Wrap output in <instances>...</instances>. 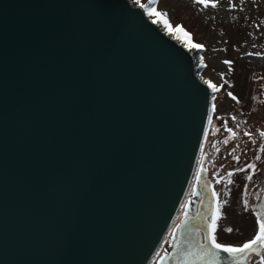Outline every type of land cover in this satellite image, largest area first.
I'll return each instance as SVG.
<instances>
[{"label": "water", "instance_id": "obj_1", "mask_svg": "<svg viewBox=\"0 0 264 264\" xmlns=\"http://www.w3.org/2000/svg\"><path fill=\"white\" fill-rule=\"evenodd\" d=\"M200 68L129 0H0V264H152L201 155ZM209 198L200 178L165 264L243 259L210 254Z\"/></svg>", "mask_w": 264, "mask_h": 264}, {"label": "rangeland", "instance_id": "obj_2", "mask_svg": "<svg viewBox=\"0 0 264 264\" xmlns=\"http://www.w3.org/2000/svg\"><path fill=\"white\" fill-rule=\"evenodd\" d=\"M129 1L134 4L133 0ZM141 3L166 12L173 30L181 25L190 34L192 43L203 45L194 55L197 59L204 57L207 65H200L199 75L219 89L211 98L201 155L181 214L152 261V264H165L176 222L189 216L200 178L204 193L207 191L211 196L212 211L207 219L220 207L221 219L216 230L219 243L243 244L255 234L256 215H264V137L259 135L264 131V0H244L243 3L241 0H231V3L230 0H209L207 8L193 0H155L151 5L148 0H141ZM212 3H217V7L212 8ZM143 11L151 22L156 19ZM155 25L165 35L185 42L182 34L175 31L169 34L161 23ZM249 52L260 55L249 56ZM225 60L232 63L224 64ZM229 92L236 100L228 96ZM245 132L250 135H244ZM257 156L261 159H256ZM249 164H254L255 169L247 168ZM240 168L245 171H239ZM248 175H252V180L247 179ZM226 228L233 231H225ZM249 255L235 264H260L261 255Z\"/></svg>", "mask_w": 264, "mask_h": 264}, {"label": "snow or ice", "instance_id": "obj_3", "mask_svg": "<svg viewBox=\"0 0 264 264\" xmlns=\"http://www.w3.org/2000/svg\"><path fill=\"white\" fill-rule=\"evenodd\" d=\"M154 2H155V0H148V5H151ZM193 2L197 5H203L205 8H207L209 6V0H193ZM243 2H244V0H241V3H243ZM133 3L139 5L141 8H143L148 16L156 17V19L152 20L153 24H156L158 22L161 23L163 25V27L169 32V34H172L173 31L182 34V36L184 37V41H185V43H184L185 47L190 48V49H196V50H200L203 48V45L191 42L190 34L188 32H186L181 25H176L175 30H173L172 24L170 23V21L168 19V14L166 12L158 11L156 8H153V7H148V6H146V4L141 3V0H133ZM230 3H231V0H230ZM211 7L216 8L217 3H212ZM247 55L259 56L260 53L249 52V53H247ZM197 63L201 66L207 67V65L204 64V57H200L198 59ZM223 63L230 65L232 62L225 60V61H223ZM229 71H231V68H229ZM220 75H221V78H223L224 74L221 73ZM204 83L210 89H212L213 92H216L219 90L217 88V86L214 85L210 80L205 79ZM228 96H230L233 100H236V97L233 96V94L231 92L228 93ZM213 99H215V97H213ZM228 130H229V132H232L231 128H229ZM233 135H235V133H233ZM244 135H250V133L245 132ZM259 135L261 137H264V131H261L259 133ZM253 142L255 143V141H253ZM226 143H227V141H226ZM256 159L259 160V159H261V157L257 156ZM255 167L256 166L254 164L247 165V168H249V169H255ZM239 171L243 172V171H245V169L240 168ZM228 176L231 177L232 173H228ZM247 179L252 180V175H248ZM217 182L219 183V181H217ZM228 183L231 184L232 180L229 179ZM213 196L214 197L216 196L215 192H213ZM225 203H226V201H225ZM220 219H221L220 207L217 206L216 209L214 210L212 216L210 217V223L208 225L209 233L207 236V242L211 245L212 249L216 250L215 252H211L210 254L213 256H216L217 258H219L220 252H225L228 254L229 257H232V258H236L237 256L247 258V256L249 254H257V255H261L260 264H264V215H261V214L256 215V217H255V225H256L255 234L253 235V237L251 239L247 240L246 242H244L243 244H241L239 246L226 245V244H222V243L218 242L216 230L218 227V221H220ZM225 231L231 232V231H233V229L232 228H226ZM206 254H208V253H206Z\"/></svg>", "mask_w": 264, "mask_h": 264}, {"label": "bare ground", "instance_id": "obj_4", "mask_svg": "<svg viewBox=\"0 0 264 264\" xmlns=\"http://www.w3.org/2000/svg\"><path fill=\"white\" fill-rule=\"evenodd\" d=\"M182 41V40H181ZM183 43V42H182ZM185 43V42H184ZM183 43V44H184ZM190 51H191V54L194 56L195 54H193L194 52H193V49H190V48H188ZM195 57V56H194ZM196 60H198L197 58H196ZM179 214H181V213H179ZM178 216H180V215H178ZM178 219V218H177Z\"/></svg>", "mask_w": 264, "mask_h": 264}]
</instances>
